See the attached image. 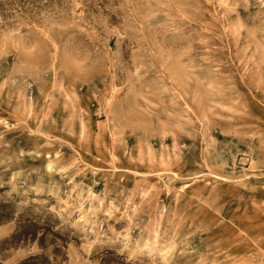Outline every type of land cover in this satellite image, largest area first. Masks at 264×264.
I'll list each match as a JSON object with an SVG mask.
<instances>
[{
	"label": "rangeland",
	"instance_id": "obj_1",
	"mask_svg": "<svg viewBox=\"0 0 264 264\" xmlns=\"http://www.w3.org/2000/svg\"><path fill=\"white\" fill-rule=\"evenodd\" d=\"M0 264H264V0H0Z\"/></svg>",
	"mask_w": 264,
	"mask_h": 264
}]
</instances>
